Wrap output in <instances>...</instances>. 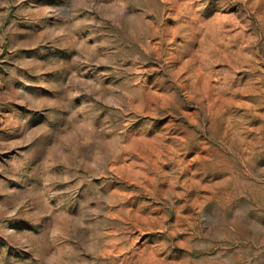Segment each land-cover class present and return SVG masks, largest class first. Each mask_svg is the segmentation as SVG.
Wrapping results in <instances>:
<instances>
[{"label": "rangeland", "instance_id": "rangeland-1", "mask_svg": "<svg viewBox=\"0 0 264 264\" xmlns=\"http://www.w3.org/2000/svg\"><path fill=\"white\" fill-rule=\"evenodd\" d=\"M0 264H264V0H0Z\"/></svg>", "mask_w": 264, "mask_h": 264}]
</instances>
